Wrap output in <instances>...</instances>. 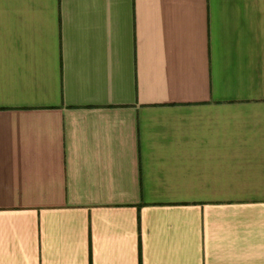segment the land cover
Segmentation results:
<instances>
[{"label": "crops", "instance_id": "obj_1", "mask_svg": "<svg viewBox=\"0 0 264 264\" xmlns=\"http://www.w3.org/2000/svg\"><path fill=\"white\" fill-rule=\"evenodd\" d=\"M0 264H264V0H0Z\"/></svg>", "mask_w": 264, "mask_h": 264}]
</instances>
